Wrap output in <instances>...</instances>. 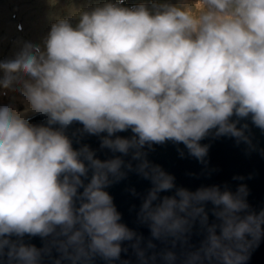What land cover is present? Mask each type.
<instances>
[{
	"label": "clouds",
	"instance_id": "clouds-1",
	"mask_svg": "<svg viewBox=\"0 0 264 264\" xmlns=\"http://www.w3.org/2000/svg\"><path fill=\"white\" fill-rule=\"evenodd\" d=\"M69 12L53 17L41 43L24 42L0 60V90L16 94L0 104V264H41L53 249L54 264L112 262L125 241L140 264L157 255L176 264L175 251L148 255L152 240L141 247L120 222L105 189L124 169L151 182L138 218L152 239L175 248L197 223L206 233L182 264H246L264 237V210H250L247 186L176 187L144 149L170 141L205 163L209 146L200 141L210 134L250 145L249 125L237 126L249 118L264 132V0H103ZM33 115L47 126L31 124ZM74 122L89 135L106 133L101 148L121 155L100 160L88 145L74 149L64 131ZM128 130L130 138L115 135ZM128 155L135 167L121 158ZM209 203L218 223H209ZM25 235L46 244L27 245Z\"/></svg>",
	"mask_w": 264,
	"mask_h": 264
},
{
	"label": "water",
	"instance_id": "water-1",
	"mask_svg": "<svg viewBox=\"0 0 264 264\" xmlns=\"http://www.w3.org/2000/svg\"><path fill=\"white\" fill-rule=\"evenodd\" d=\"M30 123L37 126H47V117L33 115L30 117ZM244 123L249 125L246 135L249 136L251 144L238 143L235 138L229 136L214 137L210 134L200 141L201 144L209 146L205 163H201L196 158L191 157L183 144H174L170 141L162 145H153L151 149L145 146L144 151L147 152V159L152 164L159 165L164 171L174 176L176 187L195 191L200 187L216 185L221 190L227 188L235 193L241 184L246 185L249 193L246 197L247 203L251 211L258 213L264 210V132L256 128L251 123L250 118L241 120L237 126L240 127ZM52 127L58 128L59 125H52ZM82 127L78 122H74L64 130L65 134L72 140L74 149L78 150L83 145H88L95 152L96 158L100 160H107L121 155L120 153H113L107 148H101V137L106 135V133H102L100 136L89 135L82 132ZM115 135L130 138L132 133L131 130H128L118 132ZM181 151L184 153L183 156L180 155ZM121 158L126 163L131 161L133 167L137 163L131 160V155L121 156ZM124 170L127 171L126 177L105 189L112 196L113 203L121 214L120 222L142 237L141 247H146L147 242L152 240L156 247L148 250V255L159 254L166 249L172 250L177 254L176 264H182L183 253L199 248L206 233L197 223L194 225L187 243L184 245L177 243L175 248L172 247L170 241L163 242L152 239L148 225L141 223L138 218L143 198L152 186L151 182L135 171ZM90 177L91 172H89L87 179L82 178L85 184L89 182ZM234 177H242L243 179H234ZM133 189L135 194H133ZM79 191L82 192L83 189L81 188ZM174 191L175 189L160 195H173ZM212 207L210 203L206 205L210 224L213 222L218 223L212 215ZM12 239L16 240L17 237L13 236ZM23 242L27 245H34L38 249L43 248L46 244V240L41 237L28 235L23 237ZM130 245L131 242L128 241L122 243V249L126 248L127 251H122L118 260L108 262L96 256L91 261V264H124V262H127V264H140L135 251ZM59 255L53 249L51 256H43L41 264H54L55 259L59 258ZM3 264H7L6 258ZM62 264H70V262L65 260L62 261ZM149 264H164V262L157 255L156 260L154 262L149 261ZM246 264H264V237L261 238L258 246L251 250L250 258L246 261Z\"/></svg>",
	"mask_w": 264,
	"mask_h": 264
},
{
	"label": "rangeland",
	"instance_id": "rangeland-1",
	"mask_svg": "<svg viewBox=\"0 0 264 264\" xmlns=\"http://www.w3.org/2000/svg\"><path fill=\"white\" fill-rule=\"evenodd\" d=\"M103 0H58L55 7L49 0H0V60L9 59L20 50L24 42L41 43L54 22V16L69 17V6L76 9L91 8ZM153 0H124L125 6L148 3ZM165 2V0H156ZM75 23V21H73ZM0 94V104H7L14 95L10 90ZM17 107L23 105L17 102Z\"/></svg>",
	"mask_w": 264,
	"mask_h": 264
}]
</instances>
